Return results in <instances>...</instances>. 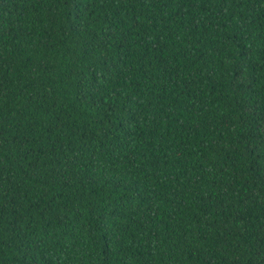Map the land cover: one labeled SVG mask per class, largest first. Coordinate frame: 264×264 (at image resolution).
<instances>
[{"label":"trees","instance_id":"obj_1","mask_svg":"<svg viewBox=\"0 0 264 264\" xmlns=\"http://www.w3.org/2000/svg\"><path fill=\"white\" fill-rule=\"evenodd\" d=\"M0 264H264V0H0Z\"/></svg>","mask_w":264,"mask_h":264}]
</instances>
